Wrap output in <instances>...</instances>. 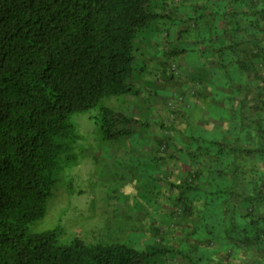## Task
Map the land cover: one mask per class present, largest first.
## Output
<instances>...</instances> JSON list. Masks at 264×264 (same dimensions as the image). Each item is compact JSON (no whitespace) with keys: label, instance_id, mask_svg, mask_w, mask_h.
Listing matches in <instances>:
<instances>
[{"label":"trees","instance_id":"1","mask_svg":"<svg viewBox=\"0 0 264 264\" xmlns=\"http://www.w3.org/2000/svg\"><path fill=\"white\" fill-rule=\"evenodd\" d=\"M202 1L196 9L203 12L186 23L206 18L205 32L197 35L201 45L212 44L205 48L212 58L227 53L222 64L216 58L214 63L229 75L232 70L233 101L241 89L238 71L244 74L240 109L252 124V114L264 110V0ZM167 2L0 0V264H158L170 251L153 245L139 250L119 239L63 243L60 226L29 231L45 217L62 166L74 158L79 134L72 114L98 108L93 119L104 142L123 140L135 132L132 126L150 127L102 101L135 95L136 40L150 27L175 20ZM187 28L181 32L186 37ZM256 136L250 134L249 142L247 134L241 143L236 136L231 144L203 141L191 153L193 169L178 184H168L179 191L174 201L185 218L195 215L198 197L204 200L202 213L214 209L213 227L235 254L264 247V171H256L263 176L259 182L239 187L242 158L264 164V131L258 147L249 146ZM191 234H198L196 226ZM207 256L193 264H215Z\"/></svg>","mask_w":264,"mask_h":264},{"label":"rangeland","instance_id":"2","mask_svg":"<svg viewBox=\"0 0 264 264\" xmlns=\"http://www.w3.org/2000/svg\"><path fill=\"white\" fill-rule=\"evenodd\" d=\"M158 1L162 3L164 0ZM196 2H198L197 4L203 3L201 0H168L167 13L170 17L174 16L175 20L161 23L159 26L164 25L165 28L170 26L167 30L170 31L171 37L178 23L187 25L188 37L201 45L203 43L201 42L202 35L198 36L197 33L205 32L204 21L206 18L197 19L196 24L186 23L188 16L198 18L203 12V10L196 9ZM188 6H191L190 10ZM174 7L177 8L176 13L173 11ZM209 7L206 10L214 8L213 6ZM176 21L177 23H175ZM215 25L219 24L215 23ZM199 39L201 40L199 41ZM158 48L168 56L172 52L173 46L171 44L170 46L161 45ZM167 56L165 62L167 63V73L169 77L173 78L177 76L179 59L174 58V63H170L168 60L170 56ZM215 58L221 64L223 60L225 61L220 56ZM145 61L146 65L142 62L144 66L142 72L145 78L157 82L156 77L159 76L156 73L157 59L152 57ZM229 72L231 73L230 78H233L232 70L230 69ZM243 76L239 70L237 80L238 88L241 87V89H245L242 87L246 84ZM233 84L237 85L232 81V86ZM241 89L239 90L240 94L244 93ZM141 92L144 93L143 87ZM177 95L179 99L184 94ZM175 97L167 104L172 120L164 122L162 127L156 124L158 129L161 128L162 137H171V133L176 127L173 121L176 113L174 109H176L177 97ZM184 97L188 99L187 96L184 95ZM184 97L179 100V105L187 103ZM123 98L108 97L102 101V104L118 111L126 108L127 102ZM244 98L235 99L243 102ZM254 99L257 101L256 97ZM228 104L233 106L232 98ZM236 104V108L229 109L228 112L231 123L237 124L233 131L239 135V140L235 138L238 141L236 142L241 143L240 141L245 140L247 134L248 141L251 142L250 134L252 135L256 131L257 138L253 139L252 143L254 144L251 143L249 146L257 148L260 134L264 131V110L252 114L253 122L247 125L245 114L237 111V108H241L240 104ZM255 104L257 105V103ZM176 111L178 112V110ZM224 113L226 112L222 111V116ZM98 114L99 109L96 108L70 116L69 120L74 124L79 134V140L73 150L74 158L62 166L52 197L48 200L47 213L41 220L29 225L30 232L38 233L60 226L62 229L60 240L63 243H69L76 237L88 244L119 239V241L131 244L139 250L145 249L148 245L169 249L170 251L164 259L157 258L158 264L199 263V260L205 258L207 254V257H211L210 261L215 264L219 262L222 264H264V247L261 245H257L259 247L258 249L254 248V252L241 248L235 254L229 245L223 243L218 237V229L213 227L212 212L214 209L202 213L205 211L203 210L205 206L201 197L195 201L197 206L195 215L189 218L184 217L182 206H177L174 201L179 191L168 187L170 183L178 184V178L170 180L167 176L159 175V173L161 174L159 159L169 156L166 151L172 149L168 145L169 140L161 139L153 149L148 148L150 152L147 154L156 155L158 160H150L152 156L150 159H141L142 157L136 155L139 153V148L143 147L140 142L137 141L128 146L126 141L120 140L113 143L104 142L101 139L99 127L93 119ZM150 125L155 124L150 122ZM239 125L241 128L238 129ZM132 128L135 131L137 127L132 126ZM262 138L264 139V137ZM235 139H228V144L234 142ZM240 164L242 171L239 187L247 186L250 181H260L263 178V176L257 175L256 171L263 172L264 164L258 163L255 158H242ZM184 177H179L178 182ZM257 182H253V184L255 185ZM261 211L264 214V208ZM194 226L198 229L196 235L191 234ZM237 233L239 235V232ZM210 239L212 241H209ZM251 252H253L252 255Z\"/></svg>","mask_w":264,"mask_h":264},{"label":"crops","instance_id":"3","mask_svg":"<svg viewBox=\"0 0 264 264\" xmlns=\"http://www.w3.org/2000/svg\"><path fill=\"white\" fill-rule=\"evenodd\" d=\"M188 9L190 10L191 6H188ZM223 26H220L221 29ZM163 27L164 25L150 27L136 40L135 53L138 68L135 71L133 83L136 93L123 96V100L127 102L126 108L118 111L141 120L144 124H150V122L155 124L150 125L146 130L137 127L134 133L122 141H126L128 146L137 141L140 142L143 147L139 148V153L136 155L142 157L141 159H150L152 156L150 160H158L156 155L147 154L150 152L148 148L153 149L154 145L163 139V134H160L161 128L158 129L156 124L162 127L164 122L172 120L167 104L172 98L177 97L176 109L173 110L176 112L173 120L176 127L171 133L172 136H167L168 145L172 149L166 151L169 156L160 157L158 163L161 165L159 167L161 174L159 173V175L174 180L176 177L178 179L184 177L193 169L195 160L191 157V153L198 144H202L203 141L211 143L218 140L229 142L228 139L239 137L230 131V129L236 128L237 124L235 126L231 123L228 112L229 109L234 110L236 103L240 104V102L235 100L233 106L228 104L230 98L233 97L229 87L232 78L229 73H225V69L221 68L219 71L215 66V58H212V51H209L213 47L211 43L208 46H203L199 42L192 41L188 37L189 35L186 37V33L182 34L181 32L186 29L187 25L178 23L171 37L170 31L167 30L170 26ZM252 32H255L254 28H252ZM194 38L196 39V37ZM170 44L173 48L168 60L170 63H174V58L179 59L177 67H180V69L178 67L177 76L173 78L169 77L167 73V63H165L167 55L158 48V46H170ZM205 48L209 49L207 53H205ZM222 56L227 60V53ZM152 57L157 59L156 73L159 75L156 77L157 82L145 78L142 72L144 69L142 62L146 65L145 59ZM243 77L245 80V76ZM255 85L259 86L253 81L252 86ZM142 87L144 88L143 94ZM177 94L187 96L188 99L184 95L181 97H184L187 103L179 105L181 98L178 99ZM237 94V99L243 97L238 92ZM238 110L244 115L245 110L237 108ZM222 111L226 112L223 116ZM237 128L239 129L241 126L239 125ZM178 179L177 183L180 182ZM162 190L164 191V188Z\"/></svg>","mask_w":264,"mask_h":264}]
</instances>
